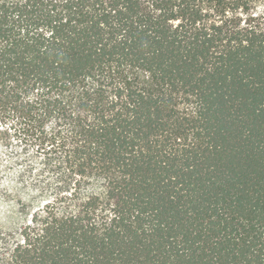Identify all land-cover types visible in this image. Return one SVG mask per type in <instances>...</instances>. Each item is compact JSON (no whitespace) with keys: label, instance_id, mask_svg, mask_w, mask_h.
Instances as JSON below:
<instances>
[{"label":"trees","instance_id":"trees-1","mask_svg":"<svg viewBox=\"0 0 264 264\" xmlns=\"http://www.w3.org/2000/svg\"><path fill=\"white\" fill-rule=\"evenodd\" d=\"M0 264H264V0H0Z\"/></svg>","mask_w":264,"mask_h":264}]
</instances>
